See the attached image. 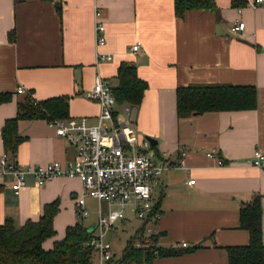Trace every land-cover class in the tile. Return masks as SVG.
Listing matches in <instances>:
<instances>
[{"label":"crops","instance_id":"crops-1","mask_svg":"<svg viewBox=\"0 0 264 264\" xmlns=\"http://www.w3.org/2000/svg\"><path fill=\"white\" fill-rule=\"evenodd\" d=\"M215 3L214 12L191 10L177 18L173 0H0V93L11 95L0 104V160L5 155L2 127L16 116L25 96L35 101L68 98L69 118L95 123L100 107L87 94L97 76L112 89L119 65L126 62L147 83L141 105L133 111L139 134L156 141L155 162L166 168L153 188L160 212L156 245L190 250L152 264H228L226 249L248 243L239 211L256 196L264 243V165L251 164L254 150L264 154V4ZM237 22L245 28L233 34ZM96 24L105 28L100 48ZM137 43L138 50L131 51ZM96 52L112 59L97 62ZM191 84L252 86L256 109L178 119L176 89ZM19 87L25 94L17 93ZM51 123L19 120L23 140L14 158L6 155L8 162L32 168L70 163L73 151ZM212 151L214 158H208ZM13 182L12 176H0V224L6 218L17 227L36 221L45 205L58 202L55 236L43 242L44 250L61 240L69 226L95 225L77 217L74 199L81 184L76 178L38 184L29 174L17 194Z\"/></svg>","mask_w":264,"mask_h":264},{"label":"trees","instance_id":"trees-1","mask_svg":"<svg viewBox=\"0 0 264 264\" xmlns=\"http://www.w3.org/2000/svg\"><path fill=\"white\" fill-rule=\"evenodd\" d=\"M173 5L177 18H183L185 13L191 10H217L215 0H173ZM116 79L117 86L111 91L117 104H127L132 109L139 108L147 83L138 78L135 66L122 62L117 69ZM175 97L178 119L204 113L252 111L256 109L257 102L254 87L227 84H191L178 87ZM10 98V94L0 93V104L8 102ZM68 118V98L53 97L35 101L28 95L25 96L17 104L16 116L6 120L2 127L4 154L14 158L17 147L23 140L17 132L19 120L45 119L53 122ZM151 148L154 149L155 146ZM57 212L58 202L55 201L44 206L36 221L27 220L20 227H17L12 219L6 218L0 224V264H92L95 255L93 250L86 246L91 233L81 223L67 227L61 240L55 241L51 249H43V242L55 236L53 218ZM261 222L260 197L256 196L239 211V226L248 232V243L226 249L228 264H264ZM157 238V235L149 239L144 238V229L140 225L129 237L120 257L115 258L112 255L105 264H152L156 258L175 257L190 251L160 248L156 245ZM135 243L141 246L136 247Z\"/></svg>","mask_w":264,"mask_h":264},{"label":"built area","instance_id":"built-area-1","mask_svg":"<svg viewBox=\"0 0 264 264\" xmlns=\"http://www.w3.org/2000/svg\"><path fill=\"white\" fill-rule=\"evenodd\" d=\"M259 4H264V0H252L253 6ZM244 28L243 22H237L230 31L238 34ZM94 33L96 47L104 46V26L96 24ZM139 45H134L131 51L136 52ZM111 59L108 54L96 52L97 62ZM17 93L25 94V90L19 87ZM87 98L98 102L100 107L95 123H90L87 118H68L51 123L57 136L63 138L73 151L70 163L62 165L52 162L32 168L9 163L7 156L3 155L0 176L14 178L12 189L16 194L29 174L38 184L55 177L76 178L81 184V190L74 199L79 220L87 219L90 215L88 200L94 201L98 208L96 228L86 246L93 250L97 264H105L112 257L106 234L118 221L137 220L143 226L146 239L158 234L156 226L160 212L153 188L159 185L166 168L155 162L149 141L138 139L135 134L131 106L118 105L111 87L100 76L96 77ZM206 156L214 158V152ZM218 163L222 164L221 161ZM251 164L256 168L263 167L264 154L260 150H254ZM188 183L193 184L194 181ZM103 204L107 208L106 213H103ZM135 246L141 245L135 243ZM185 246L183 243L182 247Z\"/></svg>","mask_w":264,"mask_h":264},{"label":"rangeland","instance_id":"rangeland-1","mask_svg":"<svg viewBox=\"0 0 264 264\" xmlns=\"http://www.w3.org/2000/svg\"><path fill=\"white\" fill-rule=\"evenodd\" d=\"M134 109H132V127L134 129L135 134L137 135L138 139H142L145 138V136L139 134L136 125L134 123V119H135V111H133ZM88 207H89V211L90 216L89 218L84 220V224H91L96 222L97 220V205L94 201L92 200H88ZM114 209V208H113ZM102 210L103 213L107 212V208L105 206V204H103L102 206ZM140 226V223L137 220H120L116 223L114 229L110 230L109 232H107L106 236H107V241L108 243L111 245V253L115 258H119L122 252V249L124 248L126 242L128 241L129 237L134 233V231ZM92 264H97V260H96V256L93 257L92 259Z\"/></svg>","mask_w":264,"mask_h":264},{"label":"water","instance_id":"water-1","mask_svg":"<svg viewBox=\"0 0 264 264\" xmlns=\"http://www.w3.org/2000/svg\"><path fill=\"white\" fill-rule=\"evenodd\" d=\"M145 139L147 140V141H149V143H150V145L151 146H153V145H155L156 144V141L155 140H153L152 138H150V137H145ZM96 228V226L94 225V226H92L91 228H89L88 229V232L89 233H92L93 231H94V229Z\"/></svg>","mask_w":264,"mask_h":264}]
</instances>
